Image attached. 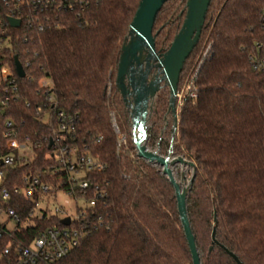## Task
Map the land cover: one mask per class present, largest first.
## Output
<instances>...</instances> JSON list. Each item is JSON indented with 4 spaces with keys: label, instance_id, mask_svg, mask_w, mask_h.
Returning a JSON list of instances; mask_svg holds the SVG:
<instances>
[{
    "label": "trees",
    "instance_id": "16d2710c",
    "mask_svg": "<svg viewBox=\"0 0 264 264\" xmlns=\"http://www.w3.org/2000/svg\"><path fill=\"white\" fill-rule=\"evenodd\" d=\"M175 1L164 5L155 22L158 53L169 50L186 16L187 0ZM140 2L55 0L41 18L43 31H12V47L0 56V66L12 70L18 86L17 101L5 105L7 85L0 78V140L11 130L20 142L40 145L29 166L15 169L14 179L43 174L57 190L59 183L68 187L61 165L49 158L56 120L47 93L57 110L77 117L66 143L107 164L104 173L91 176L104 197L87 209L89 234L56 264H193L174 189L160 168L138 159L116 88L121 48ZM263 10L264 0H212L180 77L178 89L211 48L196 80L199 98L180 109L174 136V155L196 166L187 204L202 264H237L227 251L242 264H264V74L249 63L256 45L264 43ZM42 81L49 86L43 88ZM40 107L50 116L48 124L40 120ZM121 138L126 143L119 147ZM168 147L169 142L161 149ZM52 170H60L57 180ZM86 199H96L93 189ZM17 204L27 217L31 204ZM63 227L60 216H47L24 230L19 243L28 246L41 232Z\"/></svg>",
    "mask_w": 264,
    "mask_h": 264
},
{
    "label": "built area",
    "instance_id": "2783aa9c",
    "mask_svg": "<svg viewBox=\"0 0 264 264\" xmlns=\"http://www.w3.org/2000/svg\"><path fill=\"white\" fill-rule=\"evenodd\" d=\"M54 1L0 0V56L12 47L14 41L12 31L20 30L23 27L37 28L38 31H43L44 24L41 18L52 8ZM10 19L20 21L21 26L13 28ZM262 24L264 28V10ZM24 42H27L26 38ZM210 49V47L205 49L188 82L182 89H178L177 111L180 112L186 103L195 104L197 102L199 94L196 80L203 62L209 56ZM249 63L254 72L264 74V43L256 45L255 51L249 57ZM0 78L7 85L4 104H8L10 100L17 101V80L7 65L0 66ZM41 85L43 88H47L49 82L42 81ZM46 102L49 103L53 113H55L56 120V129L50 141L49 158L61 165L60 170L67 175L68 187L62 189L64 185L59 183L57 190L54 185L45 182L43 174H26L16 181L13 176L15 169L29 166L35 158L36 148L40 145H32L29 139L20 142L14 137V132L11 130L3 135L2 141L0 140V260L3 264H56L66 258L89 234L87 209L95 207L97 200L104 197V193L98 185L93 187L91 176L104 173L107 164L90 154H80L77 147L66 143L67 138L74 136L77 117L57 110V104L52 94L47 93ZM38 113L43 114L44 109L40 107ZM111 117L115 132L119 134L115 115ZM40 120L44 124H48L50 116L43 114ZM5 126L11 129L13 127L12 121H7ZM125 143V138H121L118 146L120 147ZM60 170H52L51 177L53 180L58 179ZM92 189L96 199L88 201L86 196ZM59 192L73 198L77 204L79 201L84 202V206L81 208L77 205L76 217L69 216L59 209L56 210L55 215H51L49 210L43 207V203L49 197L51 198L53 194L56 195ZM18 199L31 204V211L25 218L18 211ZM15 206H18V209ZM62 215L65 216L62 221L70 218L69 226L51 228L41 232L28 246L19 243L20 234L31 225L35 227V223L42 221L47 216L62 217ZM4 241H7L8 245H2Z\"/></svg>",
    "mask_w": 264,
    "mask_h": 264
},
{
    "label": "water",
    "instance_id": "95a60500",
    "mask_svg": "<svg viewBox=\"0 0 264 264\" xmlns=\"http://www.w3.org/2000/svg\"><path fill=\"white\" fill-rule=\"evenodd\" d=\"M168 1L170 0H141L130 25L128 36L121 48L116 88L123 99L126 110L131 113L133 141L137 156L150 165L159 166L173 187L178 214L193 264H202L187 204L194 176H192L189 188L182 189L174 175L176 166L182 168L189 166L193 170L196 166L181 156L173 159L171 156L164 158L157 152L150 151L147 147L149 138L147 120L154 100L164 88H167L170 96L168 111L174 118L175 131L177 130V94L180 77L186 62L199 43L212 0H187L183 25L169 50L160 55L156 50L153 32L157 16ZM9 21L13 28L21 26L20 21L13 19ZM152 68L157 70L158 74L153 81L149 82L148 77ZM15 70L19 78H25L24 68L17 58H15ZM172 154L174 153L170 152V155ZM184 177L185 174L182 173V181ZM70 222V218L62 221L64 226H69ZM212 240L215 245H219L215 230ZM227 253L237 264H242L234 254L229 251Z\"/></svg>",
    "mask_w": 264,
    "mask_h": 264
},
{
    "label": "rangeland",
    "instance_id": "374dc122",
    "mask_svg": "<svg viewBox=\"0 0 264 264\" xmlns=\"http://www.w3.org/2000/svg\"><path fill=\"white\" fill-rule=\"evenodd\" d=\"M178 4L180 3L179 0H176ZM175 1V2H176ZM181 6V5H180ZM162 24V23H160ZM161 25H159L160 27ZM169 90L164 88L154 100V103L151 107L150 114L147 120V127H148V134L149 138L147 141V147L152 152H157L160 156L167 158L171 156V158L178 157L177 155H170V152L174 153V139H175V123L174 118L171 113H169ZM159 109V111H158ZM179 114V110H178ZM129 123L132 128V119L131 113L128 111ZM151 135V136H150ZM132 138L133 131H132ZM167 142H169V147L166 151L162 150V146H166ZM173 146V148H171ZM160 168L159 166H156ZM161 169V168H160ZM162 170V169H161ZM193 169L191 167L182 168L180 166L174 167V175L176 180L181 184L182 189H188L192 175ZM182 173L185 174L184 180L182 181ZM77 205L78 207H83L84 202L79 201L77 202L67 196L63 192H59L58 194H53L52 197L43 203V207L47 208L51 215L56 214V210H63L69 216L76 217L77 215ZM65 216L62 215L61 219Z\"/></svg>",
    "mask_w": 264,
    "mask_h": 264
},
{
    "label": "flooded vegetation",
    "instance_id": "af4514ba",
    "mask_svg": "<svg viewBox=\"0 0 264 264\" xmlns=\"http://www.w3.org/2000/svg\"><path fill=\"white\" fill-rule=\"evenodd\" d=\"M160 55H162L163 53H159ZM144 69H145V64H144ZM158 74V71L155 70L154 68H152L151 70V74L150 76L148 77L149 78V82L153 81L155 79V76Z\"/></svg>",
    "mask_w": 264,
    "mask_h": 264
}]
</instances>
